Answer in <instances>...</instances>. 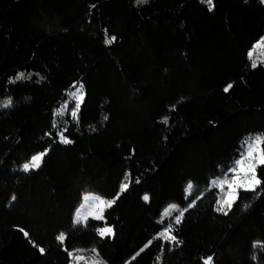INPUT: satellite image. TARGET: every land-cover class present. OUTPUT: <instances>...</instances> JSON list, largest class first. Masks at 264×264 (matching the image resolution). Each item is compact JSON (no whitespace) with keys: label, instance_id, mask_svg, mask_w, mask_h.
I'll use <instances>...</instances> for the list:
<instances>
[{"label":"trees","instance_id":"trees-1","mask_svg":"<svg viewBox=\"0 0 264 264\" xmlns=\"http://www.w3.org/2000/svg\"><path fill=\"white\" fill-rule=\"evenodd\" d=\"M262 39L260 0H0V264H264V166L227 214L210 187L264 137ZM87 193L115 203L74 224Z\"/></svg>","mask_w":264,"mask_h":264},{"label":"snow or ice","instance_id":"snow-or-ice-1","mask_svg":"<svg viewBox=\"0 0 264 264\" xmlns=\"http://www.w3.org/2000/svg\"><path fill=\"white\" fill-rule=\"evenodd\" d=\"M148 0H137L138 4L147 3ZM206 2L211 6L212 0H206ZM116 40V37L112 36L111 38L107 37L105 38L106 44H111ZM264 47V39L256 46ZM255 51V49L253 50ZM249 59L252 60V67H257V61L253 59V52H249L248 54ZM30 76H26L25 73L21 72L16 77L15 80H23L28 79ZM13 83L15 81H12ZM232 87L231 84H229L225 91H228ZM83 85H80L79 88H77L76 92L72 93V96L75 98V107L71 111V116L74 119H78V114L80 111L81 104L84 101V93H83ZM11 105V100L8 101L7 104L4 105V107H8ZM67 110V104L63 106V109L59 110L56 114L57 115H63V112ZM165 123H167V119L165 118ZM55 127V124H54ZM60 141L64 144H69L72 141L69 140L63 133L60 134ZM46 152L38 153L31 157V160L28 163H25L23 165V170L25 172L30 171L32 169H38L41 166V163L43 161L44 156L46 155ZM258 166H264V137L257 136L248 143L247 148L244 153L241 154L240 159L235 161V165L233 168H231L229 171L231 172V178L228 176H225L224 179L213 181L214 186L218 187L221 192V198L217 201V211H222L225 214H227V210H230L233 203L238 198V193L241 189L243 190H255L257 186L261 184V180L257 177V167ZM139 181H137L138 183ZM128 188V184L124 183L121 185L120 191L121 193L126 191ZM193 189V185L190 183L187 186L186 191L189 193ZM118 198V196H117ZM149 197L147 195L144 196V200L147 201ZM95 203L91 206L89 211L84 212L83 207L81 210H79L76 214L75 223L76 224H84L87 225V220L91 216L93 219L96 220H103V212L104 209L107 207H111L112 204L115 203V200H109L105 201L99 198H95ZM191 206V205H190ZM178 206L171 205L169 209L165 210L164 215L167 216L170 214L171 211L177 210ZM186 211V209L184 210ZM184 211H180L179 215L176 217V223L179 224L181 221V217H183ZM112 228L105 226L102 228L97 229L98 235L101 237L110 236L112 235ZM27 236L28 234L25 233ZM157 238H163L167 241H176V237L171 235V229H166L164 232L160 233ZM57 239L63 243L66 239L64 234H60ZM151 241H149V244ZM148 245H145L147 247ZM43 252V249H41ZM83 250H77V252H82ZM143 251V249H141ZM93 253H96L95 249H92ZM70 256H73L76 264H79L80 261H84L85 257L83 255H77L73 253H69ZM98 256V253H96ZM139 255V253H137ZM93 264H99L98 261L93 259ZM204 264H212V257H208L204 260Z\"/></svg>","mask_w":264,"mask_h":264},{"label":"rangeland","instance_id":"rangeland-1","mask_svg":"<svg viewBox=\"0 0 264 264\" xmlns=\"http://www.w3.org/2000/svg\"><path fill=\"white\" fill-rule=\"evenodd\" d=\"M202 4H204V5H206L208 8H209V10H212V4H211V6L206 2V0H199ZM263 4H264V0H260ZM262 40H260V41H258L257 43H255L254 45H253V47L251 48V50L249 51V52H253V59H255L256 61H257V65L258 64H263L264 65V47H259V48H257L256 46L261 42ZM255 49V51H253ZM249 54V53H248ZM248 58H249V56H248ZM250 61H251V64H252V60L251 59H249ZM79 86L80 85H78V86H75V87H73L72 89H71V91L69 92V94H68V98H67V100L63 103V105L61 106V107H59V109L57 110V112L59 111V110H61V109H63V106L65 105V104H67V110H65L64 112H63V114H66V113H69L70 115H71V111L74 109V107H75V103H76V101H75V98L72 96V93H74V92H76V90H77V88H79ZM83 90V89H82ZM84 93V92H83ZM56 112V113H57ZM55 113V114H56ZM57 115V114H56ZM71 118L73 119V120H76V119H74L72 116H71ZM255 137H257V136H251V137H249L248 139H245V141L243 142V146H242V148H243V153L245 152V150H246V148H247V145H248V143L251 141V139H253V138H255ZM31 160V159H30ZM29 160V161H30ZM26 163H28V162H26ZM212 185H213V182H211V184H210V187H212ZM241 190H243V189H241ZM95 198H99V199H102L101 197H99V196H97L96 194H94V193H87V194H84L83 196H82V199H81V202H80V204H79V206L77 207V209L75 210V213H74V216H73V223L74 224H76L75 223V218H76V214H77V212L79 211V210H81L82 209V207H83V210H84V212H87V211H89V209L91 208V206L96 202L95 201ZM102 200H104V199H102ZM106 201V200H105ZM106 209V208H105ZM90 219H93L91 216L88 218V220H90ZM94 220H96V219H94Z\"/></svg>","mask_w":264,"mask_h":264}]
</instances>
